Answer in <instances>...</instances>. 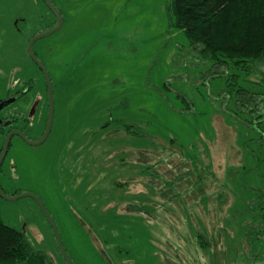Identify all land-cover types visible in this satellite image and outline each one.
<instances>
[{
	"label": "rangeland",
	"instance_id": "obj_1",
	"mask_svg": "<svg viewBox=\"0 0 264 264\" xmlns=\"http://www.w3.org/2000/svg\"><path fill=\"white\" fill-rule=\"evenodd\" d=\"M168 1L51 0L62 27L31 49L52 84L51 131L38 146L12 137L0 188L42 202L73 264H264V133L230 100L264 85V60L214 75ZM48 12L42 0H0V101L27 91L1 124L16 116L11 129L31 143L47 92L27 46L54 27ZM0 219L47 264H65L33 199H0Z\"/></svg>",
	"mask_w": 264,
	"mask_h": 264
},
{
	"label": "trees",
	"instance_id": "obj_2",
	"mask_svg": "<svg viewBox=\"0 0 264 264\" xmlns=\"http://www.w3.org/2000/svg\"><path fill=\"white\" fill-rule=\"evenodd\" d=\"M167 12L173 25L198 49L201 58L215 65L212 70L220 68L214 75L221 72L224 76L228 71V78H235L232 72L247 69L248 62L264 60V0H169ZM237 88V96L244 93L245 103L238 98L230 100L235 106H247L249 110L235 109L233 115L246 113L250 121L241 120V123L257 135L260 133L262 140L264 129L258 131V128L262 124L264 127V85ZM0 131L4 135L6 128L0 126ZM248 211L255 208L250 206ZM259 218L264 221V212ZM0 264L47 263L42 254L30 248L22 233L0 219Z\"/></svg>",
	"mask_w": 264,
	"mask_h": 264
},
{
	"label": "water",
	"instance_id": "obj_3",
	"mask_svg": "<svg viewBox=\"0 0 264 264\" xmlns=\"http://www.w3.org/2000/svg\"><path fill=\"white\" fill-rule=\"evenodd\" d=\"M42 2L46 6V8H48L53 13V15L56 17L57 26L55 28L49 30L48 32L44 33V34H40V35H37L34 38H32L29 41V43H28L27 53H28L29 58L32 60V62L38 67V69L41 72V74L43 75L45 83H46L47 98H48V117H47L46 127H45L44 133H43L42 137L40 138V140L37 141V142H34V143L29 142L24 137V135L21 134L18 131H12V132L8 133L6 138H5V140H4V143H3V146L1 148V151H0V167H1L3 161H4L5 157H6V154H7V151H8V148H9V144H10V140H11L12 136H17V137L21 138L24 142H26L29 145L38 146V145L43 144L46 141V139L49 136V133L51 131V126H52V122H53V111H54V108H53L52 84H51V81H50V78H49V75H48L46 69L36 59V57L33 55L31 49H32L33 44L35 42H37L38 40L43 39L45 37H48V36L52 35L53 33L57 32L62 27L63 21H62L61 16L59 15V13L53 8V6L49 2V0H42ZM10 102L11 101H7L5 103H1L0 104V110L2 109V107H4L6 104H8ZM22 198H30V199H33L37 203L39 209L41 210L42 214L44 215V217L46 218L47 222L49 223V225H50V227L52 229V232H53V235H54V239H55L58 251L60 252V255L63 258L65 264H73L71 262V260L68 258L67 254L65 253V251L63 249V246H62V243H61V240H60V237H59V233H58L57 227H56L54 221L52 220L51 216L47 212L45 206L42 204V202L38 198H36L35 196H33L32 194H29V193L19 194L17 196L12 197V198L11 197H7L2 192V190L0 188V199L1 200L12 202V201H16V200L22 199Z\"/></svg>",
	"mask_w": 264,
	"mask_h": 264
},
{
	"label": "flooded vegetation",
	"instance_id": "obj_4",
	"mask_svg": "<svg viewBox=\"0 0 264 264\" xmlns=\"http://www.w3.org/2000/svg\"><path fill=\"white\" fill-rule=\"evenodd\" d=\"M49 2L51 3V5L53 6V8L59 13V15L61 16L62 15V11L60 10V9H58L56 6H54V4L51 2V0H49ZM43 3V2H42ZM44 5V4H43ZM45 6V5H44ZM48 9V8H47ZM48 13L51 15V17L53 18V22H54V24H53V28H55L56 26H57V20H56V17L53 15V13L48 9ZM62 17V16H61ZM52 28V29H53ZM36 66V65H35ZM36 68L38 69V67L36 66ZM40 72V71H39ZM41 74V73H40ZM49 75V74H48ZM46 84V83H45ZM46 92H47V90H46ZM27 93V91L26 90H17V91H13V93L10 95V100L9 101H11L10 103H8V104H6L4 107H2V109L0 110V113H1V111L5 108V107H7V106H9L10 104H13V103H15V101H17V99H20L21 97H23L25 94ZM46 95H47V93H46ZM2 102L0 101V104H1ZM3 103H5V102H3ZM46 114H47V117H48V98L46 97ZM16 115H18L20 118L22 117L21 115L22 114H20L19 112H17L16 113ZM23 115H25L24 113H23ZM16 116H11V117H9V119L7 118L6 120H4V123H6V124H4V125H2L1 123V119H0V126H3V127H5L6 128V132H5V134L3 135V138L5 139L6 138V136H7V134L8 133H10V132H12V131H18V132H20L21 134H23L24 132L23 131H21V130H19V129H11V123H12V121L11 120H14V118H15ZM47 117H46V119H45V127H46V122H47ZM110 124H109V122H108V124H106V126L105 127H107V126H109ZM109 129V128H108ZM44 133V132H43ZM24 135V134H23ZM113 135V134H112ZM13 137V136H12ZM24 137H25V135H24ZM26 138V137H25ZM12 139V138H11ZM11 141V140H10Z\"/></svg>",
	"mask_w": 264,
	"mask_h": 264
}]
</instances>
